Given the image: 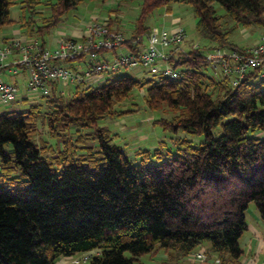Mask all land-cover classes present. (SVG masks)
I'll return each instance as SVG.
<instances>
[{"label":"trees","instance_id":"trees-1","mask_svg":"<svg viewBox=\"0 0 264 264\" xmlns=\"http://www.w3.org/2000/svg\"><path fill=\"white\" fill-rule=\"evenodd\" d=\"M25 1L28 7L41 2ZM83 1L49 2L50 14L40 25L31 17L28 30L43 35ZM170 1L144 0L128 46L149 32L147 15ZM184 1L193 6L207 44L170 50L168 63L179 77L121 71L102 82L76 83L69 94L53 87L43 96L46 106L0 112L1 161L19 166L26 177L21 187L17 177L0 173V264H56L60 257L95 250L94 264H132L162 250L168 257L207 261L210 254L213 264H241L250 202L264 222V76L249 72L233 86L208 72L205 53L214 45L243 50L231 39L240 25L264 32V0ZM13 2L0 0V25L13 22ZM215 3L225 15L218 14ZM118 14L116 7L110 29H117L112 24ZM86 56L81 67L97 60L86 53L79 58ZM145 87L150 108L166 103L178 112L156 124L204 139L194 145L184 138L165 152L139 148L140 161L134 162L113 142L111 129L98 122L112 115L116 102ZM39 119L57 139L55 147L40 133ZM88 127L98 140L102 164L93 165L94 150L83 145L82 129ZM204 245L209 249L199 251Z\"/></svg>","mask_w":264,"mask_h":264},{"label":"rangeland","instance_id":"rangeland-1","mask_svg":"<svg viewBox=\"0 0 264 264\" xmlns=\"http://www.w3.org/2000/svg\"><path fill=\"white\" fill-rule=\"evenodd\" d=\"M57 1L58 0H41V2L35 4L34 7H28L25 0H14L10 7V17L13 19V22L11 24L0 25V45H4L5 40L12 37V34L17 30L25 33V31L28 30V26L31 25L27 24L31 23V17L34 18L36 21L35 23L40 25L42 17L50 14L48 5L49 2L55 3ZM143 3L144 0H84L77 7L70 9L64 15L63 21L64 23L67 22L72 25L79 24L91 17L98 16L94 19L101 20L99 18L107 16L112 12V10L118 7L119 14L116 15L117 18H115V21L112 24L113 27L117 29L112 30L121 31L128 38L138 24ZM215 5L218 14L225 15V9L219 3H215ZM224 18V20H228V17L224 16ZM103 19L108 18L106 17ZM108 20H110V18ZM197 20L194 8L190 3H187L184 0H172L153 9L147 15L145 24L150 27V30L156 27L160 30L167 31L168 33H172L175 28L183 26L187 35L182 45L189 50L193 47V45L207 44V40L201 35L200 30L197 27ZM232 25L233 21L228 23L226 28H231ZM51 31H53V29ZM262 31L263 29L261 27L252 26L247 28L240 25L231 33V39L239 46L247 48L258 40ZM145 33H148V31ZM119 50L120 49L117 48L108 52L112 54L114 52H119ZM207 70L213 77H220V75L215 73V71L219 72V70L214 68L210 69L209 67ZM144 72L145 74L150 73V75H154L148 70H145ZM126 73L134 75L133 71H126ZM145 74L142 77H144ZM226 80L228 82L230 81L229 79ZM229 83L231 84V82ZM146 90V87L135 88L128 97L115 103V111L112 112L111 116H105L104 119H101L98 122L100 125H105L111 129L113 142L127 149L129 155L135 158L133 160L134 162L140 161V158H137L136 156V152L139 148L140 150L142 148L153 150L156 147H161V150L165 152L166 150H175L179 140L181 139H189L194 145H198L204 139V136L200 134H192L183 130L173 132L165 130L161 125L156 124V120L164 118L172 119L178 114V112L166 103L161 104L155 109L150 108L145 101ZM23 91L25 92L24 89ZM26 97L27 99H21V96H18L17 99L11 101L10 103L0 104V112L13 110L25 111L30 109L34 104L43 103L45 105L46 103L44 101L45 97L41 98V94H33ZM38 124L40 133L44 135L43 137L46 138L50 145L55 147L58 143L57 139L53 138L49 134L47 127L43 124V120L39 119ZM82 132L87 135L85 138L86 143H83V145L90 146L92 147V150H94L95 154L93 156L97 161L93 163V165L102 164L103 159H101V154L98 152V140L94 138L95 134L93 132V128H84L82 129ZM37 138L39 139L38 141L41 142V137ZM11 147L12 145L8 144V148L10 149ZM4 165H7L8 168ZM0 173L7 174V177H17V179L21 181V187L25 184L23 181L26 177L22 175L20 167L13 165L11 162L4 164L1 161V158ZM247 218L251 222H255L253 220L258 218L261 225L264 223L254 201L249 203ZM97 252L98 250L93 252L89 251L78 253L71 257L74 264H83L84 262L87 264H94L90 258ZM173 257L176 258V256ZM173 257H168L166 252L162 250L157 252L155 255L146 253L142 256V259L145 262L144 264H172V260H174ZM259 258L264 261V253L263 255L261 254ZM170 259L171 261L169 262ZM137 263L138 262H134L132 264Z\"/></svg>","mask_w":264,"mask_h":264},{"label":"built area","instance_id":"built-area-1","mask_svg":"<svg viewBox=\"0 0 264 264\" xmlns=\"http://www.w3.org/2000/svg\"><path fill=\"white\" fill-rule=\"evenodd\" d=\"M186 30L179 26L168 33L153 28L143 36L138 35L128 46L126 35L110 29L108 19L92 20L82 39L63 38L54 47H47L39 37H17L0 46V104L18 98L20 87L4 79V75L17 74L20 68L27 71L25 92L49 95L54 85L65 93V85L98 83L121 71H133L143 76L145 70L151 74L162 73L179 77L180 72L168 63L172 51L187 52L182 44ZM200 45H193L197 48ZM119 48L111 57H100L101 49ZM191 48V49H192ZM84 53L94 59L87 67H74V61ZM210 69H217L219 78L229 79L231 85L239 84L249 72L257 71L264 76V32L253 45L238 50L224 45H214L205 53ZM5 72V74H3ZM202 256V254H199ZM217 261H219L217 259Z\"/></svg>","mask_w":264,"mask_h":264},{"label":"crops","instance_id":"crops-1","mask_svg":"<svg viewBox=\"0 0 264 264\" xmlns=\"http://www.w3.org/2000/svg\"><path fill=\"white\" fill-rule=\"evenodd\" d=\"M111 15H112V12L103 18L107 17L109 19ZM97 17H91L90 19L80 22L79 24H72V25L68 24L67 22L66 24L62 20L57 26L52 27L50 30L45 32L43 35L38 34L36 31L30 32V30H26L25 33H22L19 30H17L16 32L12 34V37L5 40V43L8 40L12 38H17V37H23V38L39 37L45 46L54 47L63 38H74V39L79 40V39L84 38L85 34L87 33V29H88L90 22L94 20V18H97ZM103 18H99V19H103ZM52 29L53 31H51ZM112 54H110L109 52H106L104 54L102 53L99 54V56L100 57H111ZM86 58L87 56L84 57V59L82 58L76 59V66L77 67L82 66L84 60L86 61ZM3 74H5V72H3ZM3 77L5 80L15 82L20 87L19 96H21V99H27L26 96L33 95V94H27L26 92L23 91V89L25 90L26 82L28 78L27 71L24 70L23 68H20L17 74L4 75ZM54 87H56V90L57 89L59 90V87H62V86L57 84V85H54ZM64 87H65V93L69 94L74 91L76 86L75 84H69V85H65ZM43 96L44 95H41V98ZM247 221H248V230L246 234L243 236L242 241H241V245L245 249V255L241 259V264H264V261L259 258L260 255L261 254L263 255L264 253V223H262L261 225L258 218L256 220H253L255 222H251L248 218H247ZM203 247L209 249L208 246L204 245L202 246L201 249H198V250L199 251L202 250ZM213 259L211 258L210 254H209V259L207 261H202L200 259L194 258V256L192 257V255H187V256L179 257V258L172 260V264H213ZM144 263L145 262L143 261L142 257L139 258L137 264H144ZM56 264H74V263H73L72 257L70 256V257H60L57 260ZM83 264H87V263L84 262Z\"/></svg>","mask_w":264,"mask_h":264}]
</instances>
